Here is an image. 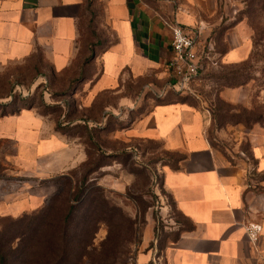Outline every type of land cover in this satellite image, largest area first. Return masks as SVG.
<instances>
[{
    "label": "crops",
    "instance_id": "crops-1",
    "mask_svg": "<svg viewBox=\"0 0 264 264\" xmlns=\"http://www.w3.org/2000/svg\"><path fill=\"white\" fill-rule=\"evenodd\" d=\"M99 5L102 31L94 10ZM236 13L226 0H0V65L38 59L56 76L88 84L90 103L109 94L123 107L136 99L130 82L147 81L158 89L155 98L172 90L168 23L199 29L200 40L213 36L219 67L250 60L252 31ZM245 93L242 85L224 88L221 96L242 103ZM206 122L201 109L166 102L151 105L124 129L130 138L159 142L183 156L160 170L179 217L164 235L151 239L148 233L135 264H152L155 256L163 264H264V130L248 131L252 159L243 160L212 145ZM0 144L12 152L3 161L19 171L18 181L0 177V216L41 208L87 159L81 143L35 107L0 114ZM250 223L262 226L255 240Z\"/></svg>",
    "mask_w": 264,
    "mask_h": 264
},
{
    "label": "rangeland",
    "instance_id": "rangeland-1",
    "mask_svg": "<svg viewBox=\"0 0 264 264\" xmlns=\"http://www.w3.org/2000/svg\"><path fill=\"white\" fill-rule=\"evenodd\" d=\"M226 1L234 6L236 17L245 21L252 31L251 58L246 63L208 70L190 83L193 94L182 95L207 116L205 133L216 148L236 159L251 160L247 133L255 128L264 130V0ZM94 10L102 31L103 8L99 5ZM231 72L247 81L243 85L246 98L242 103H231L221 96L225 82L222 76ZM68 77L55 76L51 66L42 65L38 59L0 65V114L25 107L28 101L27 106L34 105L54 120L57 127H68L72 137L83 148L87 147L90 167L96 166L87 176L88 183L93 184L90 197H96L97 203L105 199L107 220L99 222L93 250L82 264H135L140 244L148 233L151 239L164 235L179 217L171 196L163 188L160 170L164 165H176L181 154L168 153L156 141L130 138L122 128L130 117L137 115L140 107L145 112L155 104L158 89L147 81L130 82L129 94H137L133 104L122 107L119 97L109 94L100 96L93 104L88 99V84L78 87ZM66 120L72 123L63 127ZM83 120L94 127L92 138L78 123ZM8 147L0 144V177L18 181L19 171L3 161L6 154L12 153ZM85 171L84 167L67 176L63 193L53 201L57 214L63 215L67 210L73 190ZM2 188L7 189V185ZM86 208L77 214L80 216ZM91 212L94 219L99 217L96 209ZM13 218L17 217L0 216V227ZM153 244L152 240L148 243Z\"/></svg>",
    "mask_w": 264,
    "mask_h": 264
},
{
    "label": "trees",
    "instance_id": "trees-1",
    "mask_svg": "<svg viewBox=\"0 0 264 264\" xmlns=\"http://www.w3.org/2000/svg\"><path fill=\"white\" fill-rule=\"evenodd\" d=\"M239 20L241 19L236 17V21ZM211 39L215 44V49L219 51L214 37L212 36ZM40 62L42 65L47 64L42 61ZM52 72L56 76L53 68ZM222 79H224L225 82L220 92L226 87H238L247 83L246 80H240V76L234 72L222 76ZM77 80L78 79L72 80L71 84L77 83ZM182 94L184 93L172 89L165 96L156 97L155 104L183 102L193 106V104L187 100V97H184ZM28 103L29 102L26 101L25 107L17 108L11 112L5 111L2 115L14 114L21 109L35 107L34 105L27 106ZM141 108L142 107H140L135 117H130L128 122L123 125V129L129 128L135 118L144 114ZM71 123L70 120H66L62 126L65 127ZM78 123L87 130L88 136L92 138L94 127L89 126L86 120H83L82 123ZM56 128L63 134L70 137L74 136L68 127L60 128L56 126ZM85 150L87 159L81 164L78 170L85 167L86 171L83 173V178L80 183L76 184L73 190L72 200L67 204V210L63 215L57 214L53 208V201L58 199L63 193L62 187L60 192L48 201V204L33 211L31 214H25L21 217L17 216V218L11 219L9 223L1 225L0 264H82L84 257L87 256L90 250H93L92 245L98 230V224L100 221L107 220L104 216V205L106 201L102 198L100 202L97 203L96 197H90L91 186L93 184L88 183L87 176L96 170V166L90 167L89 160L91 155L86 146ZM182 157L181 154L174 166H177ZM101 166L103 165H99V167ZM86 206L88 209L86 208L85 211H82V214L79 216L77 213L81 212ZM94 209L100 212L99 217L96 219L93 218V213L91 212V210Z\"/></svg>",
    "mask_w": 264,
    "mask_h": 264
},
{
    "label": "built area",
    "instance_id": "built-area-1",
    "mask_svg": "<svg viewBox=\"0 0 264 264\" xmlns=\"http://www.w3.org/2000/svg\"><path fill=\"white\" fill-rule=\"evenodd\" d=\"M171 31V47L173 57L168 63L172 71V80L168 89L184 94H193L190 83L200 77L212 67L219 68V61L215 56V44L211 37L199 39V29H189L178 22L168 23ZM262 230L261 224L250 223L247 226L251 239H257ZM152 264H163L159 256L152 259Z\"/></svg>",
    "mask_w": 264,
    "mask_h": 264
}]
</instances>
